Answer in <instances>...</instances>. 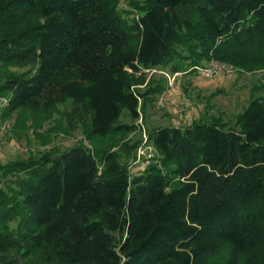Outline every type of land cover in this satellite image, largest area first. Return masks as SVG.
Returning <instances> with one entry per match:
<instances>
[{
    "label": "trees",
    "instance_id": "16d2710c",
    "mask_svg": "<svg viewBox=\"0 0 264 264\" xmlns=\"http://www.w3.org/2000/svg\"><path fill=\"white\" fill-rule=\"evenodd\" d=\"M0 0L4 115L70 102L84 136L125 135L146 68L264 64V0ZM189 68H192L188 70ZM155 150L131 175L120 149L62 150L0 163V264H264V94L219 118L146 131Z\"/></svg>",
    "mask_w": 264,
    "mask_h": 264
},
{
    "label": "rangeland",
    "instance_id": "374dc122",
    "mask_svg": "<svg viewBox=\"0 0 264 264\" xmlns=\"http://www.w3.org/2000/svg\"><path fill=\"white\" fill-rule=\"evenodd\" d=\"M127 3L128 0H120L119 7H127ZM219 62L221 69L210 79L202 77L196 67L193 71H178L172 87L168 85L164 72L144 70L145 82L138 89L146 92L147 87L156 86L158 90L148 96L150 100L143 107V100H140L138 117L131 119L124 109L119 118L120 122L134 123L135 129L123 136L96 137L91 141L84 136L83 127L87 123H75L74 127L68 125L69 101L59 103L54 110L46 113L18 108L6 116V98L0 94V163L38 155L45 150H62L80 141L88 147L112 146V149H120V141L129 144L137 141L131 154H122L120 158L126 162L131 175L136 174L143 168L142 162L135 159L137 149L146 143L150 144L144 140L147 129L158 125L182 127L199 119L212 118H219L231 125L235 115L248 104L252 96L264 94V64L235 66ZM30 68V65L0 64V81L10 73H20ZM154 68L172 73L169 66ZM150 152L152 156L155 155L154 149ZM227 253V248H222L208 260L211 264H221ZM25 264L50 263L33 256Z\"/></svg>",
    "mask_w": 264,
    "mask_h": 264
},
{
    "label": "built area",
    "instance_id": "2783aa9c",
    "mask_svg": "<svg viewBox=\"0 0 264 264\" xmlns=\"http://www.w3.org/2000/svg\"><path fill=\"white\" fill-rule=\"evenodd\" d=\"M149 69H151L152 71H160V72H164V75L167 78V82L169 86H173L174 82H175V77L177 75L178 72H174V73H168L165 71H161L155 68H146L145 70L148 71ZM221 69V63L219 61L216 60H212L210 62H208L206 65L203 66H196V70L199 72V74L206 78V79H210L212 78L219 70ZM144 140H147V137L144 138ZM152 149H154L152 147L151 144H144L143 146H140L137 149V153H136V161H141L143 166L148 164L152 158V153L150 152ZM131 168V166H130Z\"/></svg>",
    "mask_w": 264,
    "mask_h": 264
}]
</instances>
